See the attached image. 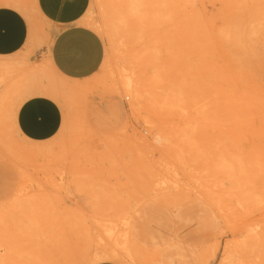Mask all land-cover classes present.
<instances>
[{
  "label": "rangeland",
  "instance_id": "1",
  "mask_svg": "<svg viewBox=\"0 0 264 264\" xmlns=\"http://www.w3.org/2000/svg\"><path fill=\"white\" fill-rule=\"evenodd\" d=\"M20 1L35 28L23 49L0 60L38 71L41 82L84 88L56 100L60 125L43 141L16 132L2 105L1 168L13 173L0 174V199L28 200L46 246L65 242L74 260L78 251L113 248L121 264H264V0H172L163 82L183 94L174 107L161 83L146 81L150 33L124 0H88L83 20L103 57L78 80L46 66L48 27L32 0ZM111 67L143 82L134 103L114 91L117 72L105 79ZM33 145L43 154L17 172L13 154ZM23 214L12 212L14 226H24Z\"/></svg>",
  "mask_w": 264,
  "mask_h": 264
},
{
  "label": "bare ground",
  "instance_id": "2",
  "mask_svg": "<svg viewBox=\"0 0 264 264\" xmlns=\"http://www.w3.org/2000/svg\"><path fill=\"white\" fill-rule=\"evenodd\" d=\"M2 1L22 11L30 26V38L31 30L33 27L35 28V21L27 8L22 5L20 0ZM124 6L131 12L136 25L139 26L140 24H144L150 33V40L147 47L148 57L145 60V68L147 73H149L146 77V81L151 80L155 83H161L166 92L164 102H166L168 106L174 107L177 102L180 100L182 101L183 94L182 92H177V90L175 91L176 85L172 81L168 83L163 82L164 77L169 75L168 72L171 70V61L169 60L171 57L170 48L166 41L170 28L172 0H124ZM32 10V13H35L34 15L39 18L38 13L35 11L33 0ZM83 23L85 25L89 24L87 19L83 20ZM94 28L96 30L98 29L95 26ZM160 28L163 31L162 36L158 35ZM46 66L51 72L59 75L51 67L48 58L46 60ZM37 72L38 71L29 73L27 71H18L11 65L9 60H0V81L5 82V92H2L0 97V108H2V105L5 103L6 106L4 107L3 105V110H8L9 117L13 120L12 124L16 132L18 131L14 122L15 111L26 97L39 94L47 96L56 102L57 99L61 100L67 94L84 88V85L79 83L41 82L40 74ZM116 72L117 77H120V86L118 88L114 86V91L117 93L125 91L131 96L132 103H134L141 96V91L143 90L141 86L143 82L137 85L131 72L128 73L123 69L117 71L113 67L108 70L105 79H112L115 77ZM13 97H15L14 100H12ZM155 136L156 140H162V137L156 134ZM43 149V146L33 145L25 150L18 151L17 154H13L14 157H17L16 162H13L11 159L10 164L14 165L15 163L18 169H16L17 172L22 173L29 166L28 163L25 162L37 155L43 154ZM23 163L25 165H23ZM1 167L2 162L0 161L1 175L13 173V167L7 170ZM28 207V200H21V202H18L15 197L10 195L7 198L0 199V264H97L102 261H114L121 264L124 262L121 254L113 248H92L83 251L82 254L78 251V260L72 259L71 255V259L65 255V246H67L65 242L63 246H54L53 248L51 247L52 250H50V248L46 246L45 237H42L45 232L38 229V226L29 222L28 218L30 215L28 216V211L30 208ZM15 209L24 212L22 216V218H25L22 224L24 226H14V219L11 216ZM102 233L106 236L105 238L109 239L113 234V230L110 227H105Z\"/></svg>",
  "mask_w": 264,
  "mask_h": 264
},
{
  "label": "crops",
  "instance_id": "3",
  "mask_svg": "<svg viewBox=\"0 0 264 264\" xmlns=\"http://www.w3.org/2000/svg\"><path fill=\"white\" fill-rule=\"evenodd\" d=\"M33 1L39 19L48 27V60L54 71L74 80L92 75L102 61L103 45L98 34L83 23L88 0ZM29 35L24 14L0 0V57L23 49ZM60 118V108L53 99L34 94L18 105L14 122L24 138L43 141L58 130Z\"/></svg>",
  "mask_w": 264,
  "mask_h": 264
}]
</instances>
